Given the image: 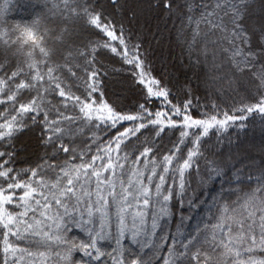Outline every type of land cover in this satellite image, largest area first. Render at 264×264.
Returning <instances> with one entry per match:
<instances>
[{"label": "snow or ice", "instance_id": "1", "mask_svg": "<svg viewBox=\"0 0 264 264\" xmlns=\"http://www.w3.org/2000/svg\"><path fill=\"white\" fill-rule=\"evenodd\" d=\"M0 264H264V0H4Z\"/></svg>", "mask_w": 264, "mask_h": 264}, {"label": "trees", "instance_id": "2", "mask_svg": "<svg viewBox=\"0 0 264 264\" xmlns=\"http://www.w3.org/2000/svg\"><path fill=\"white\" fill-rule=\"evenodd\" d=\"M4 0H0V4H3ZM21 4H42L43 0H20ZM39 10V9H37ZM31 11V8H21V7H16L13 9V11L10 13V16L12 17V19L14 20H26L28 19L29 16V12ZM117 67H119V65H117ZM114 85L113 88L114 90H119L121 87L120 84V77H114ZM250 131H249V136L251 138H253L254 140L258 141L260 138L258 137L259 134H261V132H258V130L260 129L259 125L257 126V124L255 125V127H253L250 124ZM76 258L80 257V253H76L75 254Z\"/></svg>", "mask_w": 264, "mask_h": 264}, {"label": "rangeland", "instance_id": "3", "mask_svg": "<svg viewBox=\"0 0 264 264\" xmlns=\"http://www.w3.org/2000/svg\"><path fill=\"white\" fill-rule=\"evenodd\" d=\"M257 126H258V124H257ZM258 132H260V129L258 130ZM258 137L260 138L261 137V134H259Z\"/></svg>", "mask_w": 264, "mask_h": 264}]
</instances>
